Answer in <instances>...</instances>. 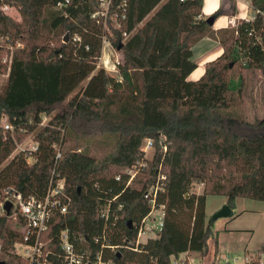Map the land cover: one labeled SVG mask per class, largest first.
Wrapping results in <instances>:
<instances>
[{
  "label": "trees",
  "instance_id": "16d2710c",
  "mask_svg": "<svg viewBox=\"0 0 264 264\" xmlns=\"http://www.w3.org/2000/svg\"><path fill=\"white\" fill-rule=\"evenodd\" d=\"M58 1L6 0L19 20L5 14L0 1V73L7 74L0 85V201L11 191L42 197L51 179L61 178L71 205L48 235L57 254L64 227L92 254L100 249L93 239L106 226L101 210L110 200L109 216L116 220L108 222V240L118 250H106L105 257L114 264H173L172 257L186 252L204 255L212 227L209 196H225L231 208L237 198L264 202V117L249 119L242 108V69L264 71V18L239 21L238 35L235 29L219 33L224 53L191 81L194 44L217 37L203 18V0H126L127 19L111 39L122 53L114 77L96 71L103 25L91 16L98 0H72L66 11L55 8ZM251 5L254 13L264 10V0ZM67 33L79 34L81 42L65 41ZM5 53L9 64L2 62ZM4 115L15 129L7 139ZM29 134L38 142L31 163L23 151L10 158ZM147 138L155 146L151 159L141 150ZM142 161L147 166L127 186L124 170ZM160 165L163 227L135 251L140 223L151 212L145 194ZM195 184L203 185L201 193L191 192ZM20 238L18 225L0 214V261L16 264ZM52 264L64 262L55 257Z\"/></svg>",
  "mask_w": 264,
  "mask_h": 264
},
{
  "label": "built area",
  "instance_id": "2783aa9c",
  "mask_svg": "<svg viewBox=\"0 0 264 264\" xmlns=\"http://www.w3.org/2000/svg\"><path fill=\"white\" fill-rule=\"evenodd\" d=\"M0 1L3 2L1 6L2 11L10 17H14V10L18 11V9L6 3V0ZM71 2L72 0H59L55 8L66 11V8L71 5ZM98 3L100 9L91 16L97 23H102L103 25L102 49L100 56L97 58L96 71L98 69H104L112 76L118 77L119 66L122 64V56L118 55L119 50L112 43L111 39L114 37V31L119 30L123 22L127 19L128 3L126 0H98ZM255 14H259L264 18V10H256ZM231 25L235 29V35H238L236 30L238 21L232 20ZM124 36L126 38L128 34L125 32ZM69 39L75 43H80L82 40L79 34H74ZM257 40L260 41L261 37ZM10 59V56L2 57V62H8L7 64H9ZM2 129L5 139H7L8 132H11L12 136H14L15 129L8 120L6 123H2ZM26 137H31L30 145L18 143L15 151L28 153L27 160L31 163L32 157L30 154L37 150L38 142L34 140L33 134H29ZM153 148H155L154 141L149 138L145 139V145L143 147L141 146V150L147 159L153 157L154 153L152 156H147L146 154L148 150H152ZM166 149L165 147L164 150L166 151ZM60 156L61 154L59 153L57 157L60 158ZM146 166L147 162L142 161L133 167L125 169L124 172L129 176L126 185H130L134 177ZM116 179L120 180L121 176H117ZM165 179L166 175L160 165L158 167L155 185L145 194L151 204V212L140 223L136 243L133 248L135 251H140L141 244L145 243L149 238L157 237L162 230L165 214L164 205L157 204V197L164 190ZM115 198L117 197H113L112 199ZM7 201L12 202L9 213L5 210ZM110 202L109 200L101 210V216L106 220V226L102 233L93 239V243L100 246L98 251L92 254L88 243L80 237L74 236L68 227H64L56 237L61 249V253L57 254L51 246L54 237H48V235L55 219L58 216H65L71 205V199L65 193L64 179L52 178L46 193L42 197L30 196L24 198L21 193L11 191L5 200L0 201V214L9 216L18 225V230L21 233V238L15 243L13 250L14 256L16 257V264H52L55 257L62 258L64 264H114L110 258L105 257L106 250H110L113 253L118 250V246L110 244L108 240L107 226L110 225L108 222L112 219L113 222L116 220L115 215L110 219ZM117 209H122V205ZM143 236L145 237V241H143ZM244 260L245 264H264V255L257 261L251 260L250 257H245ZM172 261L173 264H192L188 257L181 255L172 257ZM229 263V260H227L226 264Z\"/></svg>",
  "mask_w": 264,
  "mask_h": 264
},
{
  "label": "rangeland",
  "instance_id": "374dc122",
  "mask_svg": "<svg viewBox=\"0 0 264 264\" xmlns=\"http://www.w3.org/2000/svg\"><path fill=\"white\" fill-rule=\"evenodd\" d=\"M14 13L15 16L13 18L19 20L20 13L17 10H14ZM67 35L69 39L68 33L65 34V37ZM18 46L22 47L20 44ZM12 48L9 49L12 50ZM9 54L10 53H5L2 57H6ZM118 55L122 56V53L118 51ZM244 65L245 63L243 64V66ZM240 66L241 65L236 66L237 76L240 70ZM242 72L245 79V97L242 106L243 112L249 119H254L256 116L262 118L264 117V71L243 68ZM6 78V73H0V85L6 81ZM238 82L239 79H235L232 81L231 85L233 86V89H236L238 87ZM46 120L47 118L46 116H44V121ZM6 122L7 117L4 115L2 123ZM31 137H25L21 142H19V144L24 143V145H30ZM144 145L145 139L142 142V147ZM154 151L155 148H153L152 150H148L146 152L147 156H152ZM16 152L17 151H15V153ZM15 153L12 156H14ZM12 156H10V158ZM6 164L7 163L5 162L2 167H4ZM202 186L203 185L201 184H195L191 192H201ZM222 199L223 197H212L210 198V202L208 203L207 221H212V227L211 234L207 239V248L203 257H208L210 255L212 256V253H214L215 241L216 239H218V243L220 244L219 251L229 254V260L231 264H244L246 246L248 244H260V242L264 239V202L252 199L239 198L237 200V205L241 209V211L252 210L253 212L252 214H247L240 217L236 222V224L239 226L238 228H244L245 230L230 232V230L233 229L227 230L226 221L228 217L217 216L223 209L221 208L220 210H216L217 206L219 205V202ZM228 228H232V225H230ZM143 241H145L144 236ZM216 262L217 264H224V262H219V260H217Z\"/></svg>",
  "mask_w": 264,
  "mask_h": 264
},
{
  "label": "crops",
  "instance_id": "0c3cea01",
  "mask_svg": "<svg viewBox=\"0 0 264 264\" xmlns=\"http://www.w3.org/2000/svg\"><path fill=\"white\" fill-rule=\"evenodd\" d=\"M202 12L203 18L205 19L213 16L216 12H219L213 23V30L217 33V37L212 38L210 36H204L194 44L192 48L193 60L195 61L197 67L188 77V80L191 81L199 80L205 73L208 63L215 61L224 53V47L221 43L219 33H224L225 35L229 31H232V29H234L231 25L232 20L238 22L243 20L248 21L252 20L253 16L255 15L251 5V0H203ZM202 190L203 186L201 187V192ZM212 197H223V199L219 202L216 210H220L225 205H227V198L225 196H209L206 203V215L208 203L210 202V198ZM238 199L239 198L235 200L234 207H230L233 211V214L231 216H228L226 221L227 230L233 229L230 230V232L245 230L244 228H238L239 226L236 224V222L240 217L247 214H252L253 212L252 210L241 211V209L237 205ZM230 225H232V228H228ZM219 245L220 244L218 243V239H216L214 253H212V256L210 255L208 257H203V255L195 252H186L180 255L188 257L192 264H217V260H219V262L222 261L224 262V264H226V261L229 260V254L219 251ZM263 246L264 239L260 242V244H248L245 249V257H250L251 260L257 261L261 258V256L264 255V253L259 252V250Z\"/></svg>",
  "mask_w": 264,
  "mask_h": 264
},
{
  "label": "water",
  "instance_id": "95a60500",
  "mask_svg": "<svg viewBox=\"0 0 264 264\" xmlns=\"http://www.w3.org/2000/svg\"><path fill=\"white\" fill-rule=\"evenodd\" d=\"M216 17H209L207 18V22L210 25H213L214 21H215ZM68 40V35L65 38V41ZM12 207V202L11 201H7L5 204V210L7 211V213L10 212V209ZM233 214V211L231 210V208L228 205H225L222 209V211L217 215V216H231ZM0 264H6L5 261H0Z\"/></svg>",
  "mask_w": 264,
  "mask_h": 264
}]
</instances>
